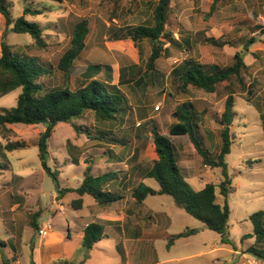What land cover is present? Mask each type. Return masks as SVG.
Returning <instances> with one entry per match:
<instances>
[{
  "label": "rangeland",
  "instance_id": "1",
  "mask_svg": "<svg viewBox=\"0 0 264 264\" xmlns=\"http://www.w3.org/2000/svg\"><path fill=\"white\" fill-rule=\"evenodd\" d=\"M7 1L14 19L21 16L27 6L42 12L35 16L26 15V19L41 25L44 48H39L29 35L5 34L6 21L0 14V53L1 42L5 41L18 54L36 56L52 64V73L40 79L46 91L63 88L65 84L72 90L77 89L84 82L86 68L93 64L112 68L108 72L104 67L98 79L103 80L110 73L114 84L120 79L125 80L120 84L128 105L123 118L114 123H99L92 113H85L80 119L59 123L54 128L48 141L49 166L59 172L61 188L79 186L87 166L92 167L93 172L122 170L120 176H127L122 189L126 196L125 201L114 208L116 216L126 204L132 218L146 226L149 244L158 235L153 244L157 262L150 256L144 264H241L235 251L246 254V249L253 243L251 239L242 241L244 235L253 233L249 216L264 210L261 118L264 115V0H216L213 12L214 0H172L166 31L173 35L176 43H165L167 50L156 61L150 77L146 73L152 44L147 40L140 42L142 55L139 59L133 42L118 38L126 37L128 30L137 26L152 25L158 0ZM81 20H87L89 34L84 50L73 62L70 80L66 81L63 73L57 70V64L70 48L73 30ZM251 38L256 41L244 54L247 67L242 71L243 84L233 77L220 84L214 93L194 87L182 90L178 79L171 75L174 68L189 59L207 68L228 67L232 65L234 55L244 51V45ZM211 39L219 43L211 42ZM162 42L165 41L162 39ZM20 92L18 89L0 97V111L14 107ZM229 95L234 96L236 112L230 128L231 153L226 157L233 191L228 197L231 213L227 238L230 243L222 244L218 233L206 229L201 222L178 208L172 197L149 195L143 202H137L132 194L142 181L158 188L154 179L143 177L157 159L151 134L156 124L175 145L178 165L193 189L199 191L207 183H220L221 170L204 166L189 138L171 136L169 128L177 122L173 116L175 108L191 103L204 146L212 157H216L222 146L223 128L218 120ZM76 126L82 130L77 132ZM45 129L43 124L0 127V224H17L11 256L5 253V246L0 247L10 264H31L37 249L45 244L43 238L52 232H66L67 220H74L71 216L77 213L73 202L78 195L67 193L59 198L52 179L42 169L35 144ZM100 131L107 132L108 141L93 140ZM11 144L18 146L9 149ZM115 186L112 187L114 191L121 190ZM217 196V202L223 204L224 198L218 190ZM92 200L87 196V214L97 212L98 207ZM36 213L39 214L36 220L38 231L32 227ZM156 223L164 227L158 229ZM186 228H196L199 232L177 239L167 250L168 236L179 234ZM42 229L46 234L40 233ZM112 242L113 239H109L104 244L112 248ZM59 248L57 241L51 251L59 256ZM82 252L87 253L79 249L76 256L81 257ZM94 255L97 256L94 263L102 262L105 256L109 261L115 259L102 252ZM243 261L244 264H260L250 254Z\"/></svg>",
  "mask_w": 264,
  "mask_h": 264
},
{
  "label": "trees",
  "instance_id": "2",
  "mask_svg": "<svg viewBox=\"0 0 264 264\" xmlns=\"http://www.w3.org/2000/svg\"><path fill=\"white\" fill-rule=\"evenodd\" d=\"M61 2V0H56ZM119 2L121 0H115ZM172 0H158L153 10V24L140 25L128 30L127 36L118 39H130L138 50L139 59L142 55L140 42L147 40L152 44V52L148 57V71L146 76L150 77V71L154 69L156 61L161 57L165 43H176L173 35L166 31ZM215 1L211 6L214 11ZM41 10L27 6L24 12L16 19L13 18L10 4L7 0H0V14L6 21V32L29 35L39 48L45 47L43 30L38 22L29 21L26 15H39ZM264 32V31H263ZM89 34L87 20H81L76 24L71 38V46L61 57L57 64V70L62 72L66 81L70 80L73 62L79 57L85 48V40ZM162 39L165 42H162ZM211 42L219 43L211 39ZM251 38L244 45V51L234 55L232 65L219 68L218 66L206 67L193 59L185 60L173 69L171 75L178 79L180 88L186 90L194 87L207 93H214L220 84L236 78L243 84L242 71L247 67L244 62V54L249 51V46L255 43ZM112 71L110 66L101 64L89 65L84 72V82L75 90L70 89L66 84L63 88L46 91L40 79L51 74L54 67L49 62H44L36 56L21 55L16 53L5 41L1 42L0 53V97L20 89L17 103L12 108H4L0 111V127L5 128L10 124L39 125L46 127L39 135L35 146L38 148V157L44 172L52 179L58 193L62 198L67 193H76L79 198L74 200L73 206L79 209L83 205L82 197L91 196L101 206L111 205L123 200L126 192L114 191L111 185L123 183L127 176H120L122 170L107 169L93 172V168L87 166L81 184L75 188H61L59 172L49 166L48 141L54 128L59 123H69L74 119H80L85 113H92L99 123H114L123 118L127 113V100L118 84L112 82V75L109 73L105 79H98L97 76L103 71ZM122 78V75H120ZM140 81V80H139ZM234 96L229 95L225 104V110L218 122L223 126L221 132L222 146L216 157H212L209 150L205 148L201 136V128L198 124L197 114L191 103H183L177 106L173 116L177 122L169 128L171 136H187L194 149L202 159L204 166L213 169H220L222 180L218 185L207 183L201 190L196 191L185 180L181 168L178 165L177 150L170 138L165 135L159 124L151 129L154 151L157 159L152 167L148 169L144 179H154L158 188L154 189L144 181L140 182L133 190V198L137 202H143L149 195H167L173 198L176 206L202 225L221 236L223 244H229L227 238L228 221L230 217V206L228 197L233 191L232 179L228 172L226 157L231 153L232 136L230 128L234 122L236 112L234 111ZM262 128L264 131V115H262ZM158 123V121H157ZM77 132L82 128L75 127ZM107 132L100 131L93 137V140L108 141ZM18 145L11 144L9 149H16ZM76 163L77 162H73ZM114 187V186H113ZM116 188V187H114ZM217 190L224 198V203L217 202ZM39 214L33 215L32 227L38 231L37 218ZM249 220L253 225V233L246 234L242 241L255 239L254 244L249 246L245 253L250 254L259 261H264V210L252 213ZM199 232L196 228H186L183 232L171 235L167 238L166 248L170 250L179 238H187ZM106 237L104 226L99 223H91L84 230L82 248L90 251L95 244ZM5 243L0 240V247ZM3 264H10L9 260L0 249ZM34 264V261H31ZM55 264H74L72 261L61 259Z\"/></svg>",
  "mask_w": 264,
  "mask_h": 264
},
{
  "label": "crops",
  "instance_id": "3",
  "mask_svg": "<svg viewBox=\"0 0 264 264\" xmlns=\"http://www.w3.org/2000/svg\"><path fill=\"white\" fill-rule=\"evenodd\" d=\"M117 185L119 188L121 187L120 192H123L122 189L125 187V182ZM113 186L115 185H111L110 188ZM87 196L89 195H84L82 197V207L74 210L77 212L71 216L74 220H67V229L66 232H64L65 234L52 232L49 237L43 238L46 239L45 244H43V247L41 246V248L37 249L38 251L35 253L36 255L33 256L34 264H55L58 259H66L72 261L73 263L75 262V264H144L145 260L150 256L155 258V263L157 262L156 251L153 249V244L158 235L152 238L150 246L148 243L150 239L145 232L146 226L138 222L136 218H132L130 215L131 211L125 208L126 204L123 209H120L119 216H116L114 208H117L119 203L125 201V198L107 206L98 205L92 198V201H94V204L98 207V209L95 213L88 212L87 214L85 213L86 208L88 207V201H86ZM127 201L128 200H126V202ZM91 223H99L103 225L106 237L102 241L95 244L90 251H87V253L82 252L81 257H77V251L79 249H83L82 241L84 238V230ZM16 225L17 224H0V235L2 236V241L5 243L6 247L5 253L9 256H11L10 254L12 251L11 246L14 241L13 239L17 237L16 234H14V227ZM155 226H157L158 229L164 227V225L158 226L157 223ZM109 239H113L111 244L112 248H108L107 245L104 244V241ZM251 240L253 241L252 244H254L255 239L252 238ZM57 241H59L60 246L59 256L55 255L51 251L52 246L56 245ZM252 244H250V246ZM42 250H46V252L42 253ZM96 252H102L108 256L111 254V256L115 257V259L114 261H109L105 256L106 259L103 258L102 262L94 263L95 257H97L94 255ZM5 253L3 251L4 255ZM235 254L238 256V262L244 264V261L242 262V260L246 259L248 254H242L238 250L235 251ZM256 262L264 264V261L258 260ZM0 264H3L1 254Z\"/></svg>",
  "mask_w": 264,
  "mask_h": 264
},
{
  "label": "built area",
  "instance_id": "4",
  "mask_svg": "<svg viewBox=\"0 0 264 264\" xmlns=\"http://www.w3.org/2000/svg\"><path fill=\"white\" fill-rule=\"evenodd\" d=\"M157 109H159V107H157ZM47 227H50V224H48ZM40 233L44 235V234H46V230L42 229V230H40Z\"/></svg>",
  "mask_w": 264,
  "mask_h": 264
},
{
  "label": "water",
  "instance_id": "5",
  "mask_svg": "<svg viewBox=\"0 0 264 264\" xmlns=\"http://www.w3.org/2000/svg\"><path fill=\"white\" fill-rule=\"evenodd\" d=\"M48 125H49V124H48V123H46V127H48Z\"/></svg>",
  "mask_w": 264,
  "mask_h": 264
}]
</instances>
